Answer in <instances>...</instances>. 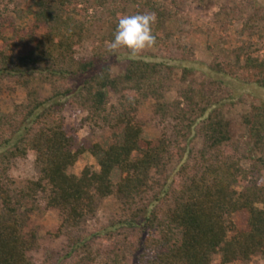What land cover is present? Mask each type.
<instances>
[{"label": "trees", "instance_id": "trees-1", "mask_svg": "<svg viewBox=\"0 0 264 264\" xmlns=\"http://www.w3.org/2000/svg\"><path fill=\"white\" fill-rule=\"evenodd\" d=\"M31 1V26L19 25L6 36L0 23V79L13 78L27 91V101L9 115L0 110V264H34L29 258L38 248L37 230L30 226L34 208L24 205L39 194L47 210L59 212L56 236L66 234L69 240L65 255L52 264H212L216 255L220 264L246 263L256 255L264 262V104L241 114L244 130L233 139L222 112L230 97H217L206 90L207 82L191 80L176 107L173 137L163 135L153 144L142 137L140 104L153 99L154 113L166 118L163 99L174 66H182L184 77L190 71L188 58L175 55L182 47L166 29L165 0H132L137 6L132 14H156V52L132 60L125 49V69L116 76L110 67L118 50L110 51L108 44L119 17L132 15L119 0ZM92 4L106 15L107 29L88 57H78L96 18L88 13ZM262 19L264 9L244 26ZM19 43L24 49L13 58L7 51ZM240 62L238 55L233 65L210 64L212 81L264 90V58L246 55ZM36 83H49L52 94L39 97ZM69 99L86 109L94 124L120 128L118 140L78 143L60 116L62 100ZM198 131L201 160L190 168V143ZM240 144L261 153V168L242 167ZM28 152L35 156L38 177L13 190L5 181L8 165ZM85 152L98 169L85 166L78 175L71 173ZM110 196L123 205L126 218L93 236L81 234L97 204ZM236 214L243 215V228L232 220Z\"/></svg>", "mask_w": 264, "mask_h": 264}, {"label": "rangeland", "instance_id": "rangeland-1", "mask_svg": "<svg viewBox=\"0 0 264 264\" xmlns=\"http://www.w3.org/2000/svg\"><path fill=\"white\" fill-rule=\"evenodd\" d=\"M84 5V0H79ZM125 13H134L137 9L132 0H119ZM80 5V6H81ZM88 9L90 16L95 15V21L91 25V36L82 42L76 54L78 57H88L93 46L98 41V36L106 31V15L102 9L92 4ZM166 29L171 31L172 40L180 45L182 52L175 53L177 58L184 57L190 61V71L183 76L182 66L176 64L170 74V80L165 90L163 101L167 103L168 113L166 118L161 119L154 113V100L149 98L142 101L138 108L137 120L142 125L143 135L146 140L155 144L158 139L166 135L173 137L174 115L176 107L181 101V93L186 84L191 81L207 82L206 90H211L217 97H230L223 107V116L230 123L235 139L244 129L240 124L241 114L250 110L254 105L264 104V90L255 85H238L231 83L230 87L225 84L214 83L213 73L209 72L208 66L212 63L233 65L236 56H240L241 62L246 55L264 58V19L259 20L254 27H245L244 22L253 14H259L264 9V0H165L163 2ZM31 0H0V23L3 25V33L11 35L17 26L28 28L32 19ZM3 46L0 42V49ZM22 43L13 45L7 51L11 57L16 58L22 53ZM156 52L153 47L143 54ZM118 56L111 62L110 73L112 76L121 74L127 62L125 48L118 49ZM187 65V64H186ZM214 83V84H211ZM35 88L39 97L45 98L52 94L53 86L49 83H36ZM27 101V91L18 85L13 78L0 79V110L3 115H9L16 104ZM63 108L60 116L64 121V127L69 135H74L78 143L89 144L92 142H113L118 140L119 129H110L105 126L94 124L87 117L88 112L74 100H62ZM111 102L116 103L111 95ZM237 156L243 168L249 169L254 164L261 168L259 157L261 153L248 151L244 144L239 145ZM202 137L199 131L190 143L189 166L192 168L201 160L200 149ZM35 156L28 152L26 156L16 158L9 163L5 174V181L11 189L18 190L26 185L28 180L38 177V170L34 164ZM175 160L169 164L173 169ZM85 166L98 169L95 158L89 153L82 154L70 172L78 175ZM170 171V170H169ZM178 180H181L180 177ZM33 205L34 212L31 215L30 226L38 233V248L29 253V258L34 264H52L58 257L65 255L68 250V236L55 232L60 224L59 212L47 210L41 194L35 202H25L24 206ZM127 211L115 196L102 199L97 204L96 213L83 223L81 234L93 236L111 222L125 219ZM239 228L245 226L244 217L236 214L232 217ZM76 232L70 234L75 235ZM157 250H163L157 248ZM154 253V250L152 251ZM212 264H220L219 256L213 257ZM231 264H264L260 256H253L248 262H234Z\"/></svg>", "mask_w": 264, "mask_h": 264}, {"label": "clouds", "instance_id": "clouds-1", "mask_svg": "<svg viewBox=\"0 0 264 264\" xmlns=\"http://www.w3.org/2000/svg\"><path fill=\"white\" fill-rule=\"evenodd\" d=\"M157 17L154 12L121 15L114 32V39L108 44L110 51L120 48L128 50V58L135 60L147 49L156 46L157 37L153 25Z\"/></svg>", "mask_w": 264, "mask_h": 264}]
</instances>
